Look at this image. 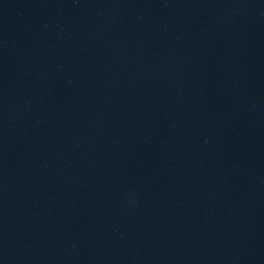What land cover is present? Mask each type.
<instances>
[{
    "label": "water",
    "instance_id": "water-1",
    "mask_svg": "<svg viewBox=\"0 0 264 264\" xmlns=\"http://www.w3.org/2000/svg\"><path fill=\"white\" fill-rule=\"evenodd\" d=\"M0 264H264V0H0Z\"/></svg>",
    "mask_w": 264,
    "mask_h": 264
}]
</instances>
